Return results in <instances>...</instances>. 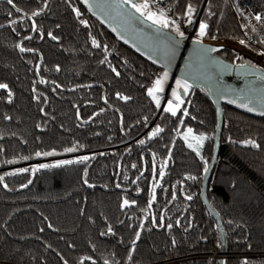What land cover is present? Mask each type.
Instances as JSON below:
<instances>
[{
    "label": "trees",
    "instance_id": "16d2710c",
    "mask_svg": "<svg viewBox=\"0 0 264 264\" xmlns=\"http://www.w3.org/2000/svg\"><path fill=\"white\" fill-rule=\"evenodd\" d=\"M207 1L203 40L254 34L241 8L257 15L264 0ZM13 2L20 12L0 0V264H219L220 231L201 199L217 127L206 90L183 99L180 87L177 115L161 112L148 90L165 71L79 0ZM205 2L176 0L173 15L189 21L188 5L198 17ZM219 56L254 65L231 49ZM224 111L208 197L228 234L225 264H264V119ZM195 137L206 139L190 148ZM72 154L86 159L34 166Z\"/></svg>",
    "mask_w": 264,
    "mask_h": 264
},
{
    "label": "water",
    "instance_id": "95a60500",
    "mask_svg": "<svg viewBox=\"0 0 264 264\" xmlns=\"http://www.w3.org/2000/svg\"><path fill=\"white\" fill-rule=\"evenodd\" d=\"M79 1L120 44L172 76L168 95L175 81L179 80L193 89L206 90L211 99L216 109L217 127L214 153L204 174L201 199L218 225L222 243L219 264H225L229 254L228 234L221 215L208 197L209 185L216 177L223 147L224 107L252 118L264 119V69L256 65L230 63L219 56L231 49L229 46L189 40L185 35L181 37L169 31L168 27L161 28L146 16L141 17L123 0ZM179 92L185 99L184 89ZM249 108L252 111H248Z\"/></svg>",
    "mask_w": 264,
    "mask_h": 264
},
{
    "label": "snow or ice",
    "instance_id": "6c2138e0",
    "mask_svg": "<svg viewBox=\"0 0 264 264\" xmlns=\"http://www.w3.org/2000/svg\"><path fill=\"white\" fill-rule=\"evenodd\" d=\"M7 3L9 5H12V7L15 9L16 12H20V9L18 7H16L15 3L13 2V0H7ZM123 3L126 5H129L131 8L135 9L136 12H138L140 14L141 17H145L148 20H151L153 24H159L161 28H166L168 27L170 24H175V21H170L169 19L166 18L165 14L163 11L160 12L159 16H157L156 12H153L151 10L150 4L149 2H147V0H145V2L143 3H139L137 2V0H123ZM194 12V9L192 8L191 5H188L187 7V14H188V18H189V23H191V16ZM34 15H39V13H34ZM77 15H79V13L77 12ZM256 20H261V17L259 15H257ZM208 28V25L206 23H202L200 24V35L204 36L206 34V29ZM177 31V33L183 37V33L179 32V28L176 27L175 29ZM51 35V34H50ZM30 38V37H29ZM52 39L55 40L56 37L52 36ZM241 43H244L243 41H241ZM93 44L96 47H99V44L96 43L95 40H93ZM26 49H24L23 47L20 48L21 52H24ZM208 51H216V49H209ZM115 71V70H114ZM117 75H119V73H116ZM167 72L164 73L162 78H159L155 81V85L153 88L148 90V95L156 102L157 107H159L160 105V99L157 95V93L163 92L164 88V82L167 80ZM178 88L179 87H183L185 93L188 91L189 85L187 84H180V82L177 83ZM8 85L7 84H0V89H7ZM12 95V93L9 91L8 92V96L10 97ZM173 98L175 99V101H177V103L173 104L171 101L168 103L167 108L165 109V111L170 112L172 116H176L177 115V111L180 107L181 104H183V99L181 98L180 94L178 92H173L172 93ZM121 99H128L127 97H120ZM248 111H252L251 108L248 109ZM184 115H187V112L184 113ZM160 131H162V129L157 128L155 132L152 133V136H156ZM188 132L191 133L192 129L189 128ZM200 141L202 142L204 139H206V137H200L199 138ZM143 143V142H142ZM247 143L251 144L252 147H256L259 148V145L252 142V141H248ZM189 147H193L192 144H189ZM75 149H68L67 151H74ZM195 151H197V154L199 155V152L197 149H194ZM37 155L39 156L40 153H37ZM44 155H50V153H44ZM86 159V158H85ZM65 163H71V161H66ZM58 166V165H57ZM41 167H49L48 165H43ZM24 171H27V169H25ZM208 169L205 168V173H207ZM11 175V174H10ZM3 177H0V180H2ZM85 183H87V180H85ZM5 187H7V185H4ZM191 197H189L190 199ZM125 205H128V201L125 200L124 201ZM49 227H51V225H49ZM168 227H171V225H169ZM139 237H137L138 239ZM242 264H249V261L247 259H244L242 261Z\"/></svg>",
    "mask_w": 264,
    "mask_h": 264
},
{
    "label": "built area",
    "instance_id": "2783aa9c",
    "mask_svg": "<svg viewBox=\"0 0 264 264\" xmlns=\"http://www.w3.org/2000/svg\"><path fill=\"white\" fill-rule=\"evenodd\" d=\"M142 3L145 2V0H140ZM176 0H147L149 2L151 10L153 12L157 13V16H159L160 12L163 11L166 18L169 19L170 21H175V24H170L168 28H171L172 30L176 31V27L179 28V32H182L183 35H185L189 40H200V24H201V19H197L194 21H185L183 19L177 18L173 15V10H174V4ZM261 17V20H256L254 21V29L256 32H258V35L256 34H251L247 36V41L250 45L256 46L260 42H264V7L263 10L257 14ZM177 32V31H176ZM257 57L259 60H254V62L262 69H264V51H260V53H257ZM86 156L83 155L80 157L81 159H84ZM68 159L71 162L76 161L74 157H65V158H59L53 161L49 162H39L36 163L34 166L38 168H42L44 164L47 163H60L62 161H68ZM61 164H68V163H61ZM250 256L249 255H243L242 258L248 259ZM130 264V263H126ZM249 264H251L249 262Z\"/></svg>",
    "mask_w": 264,
    "mask_h": 264
},
{
    "label": "rangeland",
    "instance_id": "374dc122",
    "mask_svg": "<svg viewBox=\"0 0 264 264\" xmlns=\"http://www.w3.org/2000/svg\"><path fill=\"white\" fill-rule=\"evenodd\" d=\"M207 0H206V2H205V5L203 6V9H202V11H201V14L203 13L204 14V11H205V9H206V6H207ZM241 10H242V12L244 13V15H245V17L247 18L246 20L247 21H242L241 22V20H240V25L242 26V28H244V29H246V28H248V25L250 26V28H251V32L252 33H254V34H256V35H258V32H256L255 31V29H254V21H255V17H256V15H253L247 8H241ZM200 14V15H201ZM200 15L198 16V17H193V16H191V21H194V20H197V19H199V18H201L202 19V17H200ZM203 16V15H202ZM193 17V18H192ZM202 37V39H203V36H201ZM210 41H212V42H218V43H222L223 41H225V40H210ZM236 42H240L239 44H243V45H245L246 47H248V48H250L253 52H255L256 54L257 53H260V51H264V47H262V48H260L258 51H255L253 48H252V46L251 45H249V43H248V41H247V38L243 41L244 43H241V41H236ZM263 45H264V42H261ZM254 60H259V58L257 57L256 59H254ZM258 67V66H257ZM168 74V73H167ZM163 75H164V73H163ZM163 75L161 76V78L163 77ZM172 76L170 75V74H168V76H167V80L164 82V86H163V88H164V90H163V92H160V94H162V99L160 100V105H159V109H160V111H165V109L167 108V105H168V103L171 101L173 104H174V101H175V99L173 98V96H172V93L173 92H177L179 89H180V87L178 88V86H177V83L178 82H180L179 80H176L175 81V84H174V86H173V89H172V92L170 93V96H168V94H167V92H168V89H169V86H170V84H171V82H172ZM180 84H182L181 82H180ZM200 137H195V138H193L192 140H191V142L194 140V143H193V146L194 147H198V146H200L201 144H202V142L200 141V139H199ZM83 156V155H82ZM82 156H74L73 154L72 155H67V156H64V158L65 157H74V159H79L80 157H82ZM81 159V158H80ZM68 161H70L69 159H68ZM43 162H49V161H43ZM66 161H62V162H60V163H56V162H54V163H52V164H50V163H47V164H44V165H48V166H52V165H59V164H61V163H65ZM12 264H14V263H12Z\"/></svg>",
    "mask_w": 264,
    "mask_h": 264
},
{
    "label": "crops",
    "instance_id": "0c3cea01",
    "mask_svg": "<svg viewBox=\"0 0 264 264\" xmlns=\"http://www.w3.org/2000/svg\"><path fill=\"white\" fill-rule=\"evenodd\" d=\"M239 43L240 42L225 40V41H223L222 43H219V44H224L226 46H229L234 52L238 53L239 55L243 56L244 58H247L250 61H254V59L257 58V54L255 52H253L250 48L246 47L243 44L241 45ZM157 95H158L159 99L161 100L162 99V94L157 93ZM155 104H156V102H155Z\"/></svg>",
    "mask_w": 264,
    "mask_h": 264
}]
</instances>
